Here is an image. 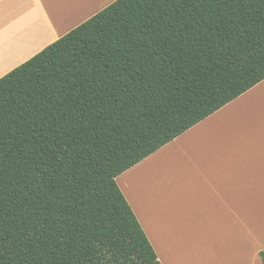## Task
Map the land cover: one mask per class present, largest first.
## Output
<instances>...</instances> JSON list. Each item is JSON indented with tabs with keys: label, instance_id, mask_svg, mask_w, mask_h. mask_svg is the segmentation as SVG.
Returning <instances> with one entry per match:
<instances>
[{
	"label": "trees",
	"instance_id": "1",
	"mask_svg": "<svg viewBox=\"0 0 264 264\" xmlns=\"http://www.w3.org/2000/svg\"><path fill=\"white\" fill-rule=\"evenodd\" d=\"M263 80L264 0H117L12 70L0 264H161L116 178Z\"/></svg>",
	"mask_w": 264,
	"mask_h": 264
},
{
	"label": "crops",
	"instance_id": "2",
	"mask_svg": "<svg viewBox=\"0 0 264 264\" xmlns=\"http://www.w3.org/2000/svg\"><path fill=\"white\" fill-rule=\"evenodd\" d=\"M117 0H0V79ZM116 182L161 264H262L264 80Z\"/></svg>",
	"mask_w": 264,
	"mask_h": 264
}]
</instances>
